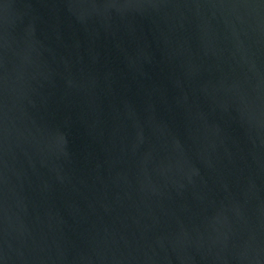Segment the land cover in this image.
<instances>
[{
    "label": "water",
    "instance_id": "95a60500",
    "mask_svg": "<svg viewBox=\"0 0 264 264\" xmlns=\"http://www.w3.org/2000/svg\"><path fill=\"white\" fill-rule=\"evenodd\" d=\"M0 264H264V0H0Z\"/></svg>",
    "mask_w": 264,
    "mask_h": 264
}]
</instances>
